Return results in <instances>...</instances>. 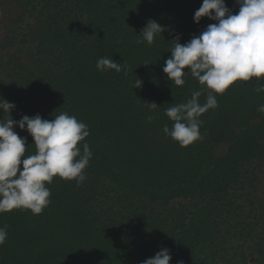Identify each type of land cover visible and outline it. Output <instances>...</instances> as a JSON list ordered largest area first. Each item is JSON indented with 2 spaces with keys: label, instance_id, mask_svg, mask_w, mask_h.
<instances>
[{
  "label": "trees",
  "instance_id": "16d2710c",
  "mask_svg": "<svg viewBox=\"0 0 264 264\" xmlns=\"http://www.w3.org/2000/svg\"><path fill=\"white\" fill-rule=\"evenodd\" d=\"M202 2L0 0V97L15 104L11 117L74 115L93 153L80 186L59 177L47 185L41 214H0V264H142L163 248L170 264H264V93L255 79L217 96L201 117L202 140L182 148L162 130L173 123L165 109L202 87L191 75L176 87L162 71L175 35L184 44L214 23H194ZM225 4L238 12L235 0ZM149 20L167 30L137 44ZM101 57L126 73L98 71ZM152 102L160 108L148 122ZM14 131L35 154L27 131Z\"/></svg>",
  "mask_w": 264,
  "mask_h": 264
},
{
  "label": "clouds",
  "instance_id": "9594fccd",
  "mask_svg": "<svg viewBox=\"0 0 264 264\" xmlns=\"http://www.w3.org/2000/svg\"><path fill=\"white\" fill-rule=\"evenodd\" d=\"M235 3L239 10L234 14L225 0H203L193 21L198 24L207 18L214 23L184 44L179 42L178 35L171 41V55L162 69L167 79L182 87L191 75L202 86L192 90L185 102L170 104L164 112L173 123L171 129L164 125L163 133L182 148L203 139L202 115L216 109L217 96L235 82L255 79L253 90L264 93V0H235ZM166 30L155 20H149L137 35L136 43L152 45L155 37ZM96 68L126 73L127 65L101 57ZM137 84L141 86L139 79ZM146 104L152 113L146 119L152 122L158 118L156 110L160 107L155 102ZM15 107L0 97V214L23 209L39 215L51 203L47 185L54 178L75 181L76 186L86 180L84 170L93 156L90 145L84 142L90 135L89 127L67 112L52 119H43L39 114L24 115L16 121L10 115ZM257 111L264 113V104ZM15 128L32 137L35 154L26 155V137H21ZM7 238L5 225L0 227V246ZM171 259L169 249L163 248L142 264H170Z\"/></svg>",
  "mask_w": 264,
  "mask_h": 264
},
{
  "label": "rangeland",
  "instance_id": "374dc122",
  "mask_svg": "<svg viewBox=\"0 0 264 264\" xmlns=\"http://www.w3.org/2000/svg\"><path fill=\"white\" fill-rule=\"evenodd\" d=\"M0 112L2 113V111H0ZM0 115H2V114H0ZM260 180H261V183H260V186H259V192L262 195V200L264 202V174H263V176L261 177Z\"/></svg>",
  "mask_w": 264,
  "mask_h": 264
}]
</instances>
